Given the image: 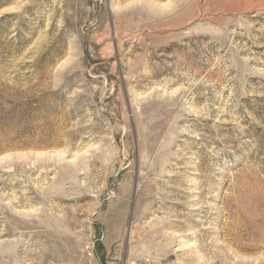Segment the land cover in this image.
<instances>
[{"label":"rangeland","instance_id":"1","mask_svg":"<svg viewBox=\"0 0 264 264\" xmlns=\"http://www.w3.org/2000/svg\"><path fill=\"white\" fill-rule=\"evenodd\" d=\"M0 264H264V0H0Z\"/></svg>","mask_w":264,"mask_h":264}]
</instances>
